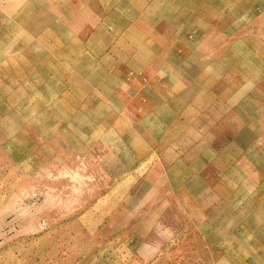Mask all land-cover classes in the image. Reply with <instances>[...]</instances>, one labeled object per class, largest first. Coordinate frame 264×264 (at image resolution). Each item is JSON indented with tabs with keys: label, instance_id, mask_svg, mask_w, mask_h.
Here are the masks:
<instances>
[{
	"label": "rangeland",
	"instance_id": "rangeland-1",
	"mask_svg": "<svg viewBox=\"0 0 264 264\" xmlns=\"http://www.w3.org/2000/svg\"><path fill=\"white\" fill-rule=\"evenodd\" d=\"M263 4L234 0V25L261 29V44ZM142 8L0 0V264H264V191L247 190L263 177L223 176L213 162L205 175L167 174L173 142L198 130L161 126L166 113L143 95L120 111L123 82H151L132 63L167 55Z\"/></svg>",
	"mask_w": 264,
	"mask_h": 264
},
{
	"label": "crops",
	"instance_id": "crops-1",
	"mask_svg": "<svg viewBox=\"0 0 264 264\" xmlns=\"http://www.w3.org/2000/svg\"><path fill=\"white\" fill-rule=\"evenodd\" d=\"M257 14L264 16V8ZM142 15L155 42L151 45L167 55L132 63L135 80L142 70L151 82H123L117 94L120 111L136 112L143 95L153 110L166 113L159 116L161 126H173L180 135L198 130L173 142L180 148L167 174L205 175L213 162L223 176L243 175L234 171L242 166L247 175L252 169L263 177L259 187L254 180L247 190L264 191V41L251 33L261 29L234 25V0H143ZM214 128H227L230 136L208 135ZM143 248L156 255L160 244L150 241Z\"/></svg>",
	"mask_w": 264,
	"mask_h": 264
}]
</instances>
